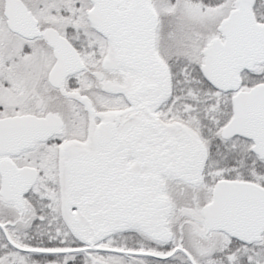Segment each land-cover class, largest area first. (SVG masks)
Segmentation results:
<instances>
[{
  "label": "snow or ice",
  "instance_id": "6c2138e0",
  "mask_svg": "<svg viewBox=\"0 0 264 264\" xmlns=\"http://www.w3.org/2000/svg\"><path fill=\"white\" fill-rule=\"evenodd\" d=\"M0 264H264V0H0Z\"/></svg>",
  "mask_w": 264,
  "mask_h": 264
}]
</instances>
